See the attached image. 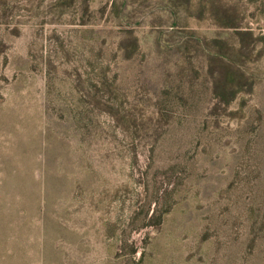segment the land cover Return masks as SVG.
<instances>
[{
  "label": "rangeland",
  "instance_id": "374dc122",
  "mask_svg": "<svg viewBox=\"0 0 264 264\" xmlns=\"http://www.w3.org/2000/svg\"><path fill=\"white\" fill-rule=\"evenodd\" d=\"M0 264H264V0H0Z\"/></svg>",
  "mask_w": 264,
  "mask_h": 264
}]
</instances>
